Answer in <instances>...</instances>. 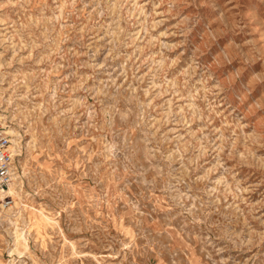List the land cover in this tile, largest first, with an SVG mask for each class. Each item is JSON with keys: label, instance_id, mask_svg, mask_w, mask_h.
<instances>
[{"label": "rangeland", "instance_id": "obj_1", "mask_svg": "<svg viewBox=\"0 0 264 264\" xmlns=\"http://www.w3.org/2000/svg\"><path fill=\"white\" fill-rule=\"evenodd\" d=\"M0 105V264H264V0H0Z\"/></svg>", "mask_w": 264, "mask_h": 264}, {"label": "bare ground", "instance_id": "obj_2", "mask_svg": "<svg viewBox=\"0 0 264 264\" xmlns=\"http://www.w3.org/2000/svg\"><path fill=\"white\" fill-rule=\"evenodd\" d=\"M1 106V105H0ZM9 118V116L6 114L5 110H2L0 108V122H2L4 125H7L5 122L6 119ZM8 132L11 135V144H10V151L15 155V158L17 160V157L20 156V145L17 138V131L16 128L13 126H10V129H8ZM19 159V158H18ZM17 166V162H16ZM23 174L26 175L27 169L23 165ZM9 193H11L14 196V205L10 207H4L0 206V217L9 219L12 224L14 223L15 229H14V246L11 249L12 255H22L24 254L28 248H29V241L26 232L23 228H21L18 225V218L23 215V212H30L29 220L31 222L32 227L36 226L37 231L40 233L41 226L44 224H56L57 221L55 218L51 217L49 214H47L44 209H37L30 203H27L24 199V193L25 189L23 186L22 181V174L18 173L16 174V178L14 183L12 184ZM16 208V209H15ZM39 212L41 215L37 214ZM41 216V218L39 217ZM31 227V228H32ZM26 255V254H25ZM10 264H16V257H14Z\"/></svg>", "mask_w": 264, "mask_h": 264}, {"label": "built area", "instance_id": "obj_3", "mask_svg": "<svg viewBox=\"0 0 264 264\" xmlns=\"http://www.w3.org/2000/svg\"><path fill=\"white\" fill-rule=\"evenodd\" d=\"M11 136L6 125L0 122V206L10 207L14 196L9 193L17 174L16 158L10 151Z\"/></svg>", "mask_w": 264, "mask_h": 264}]
</instances>
